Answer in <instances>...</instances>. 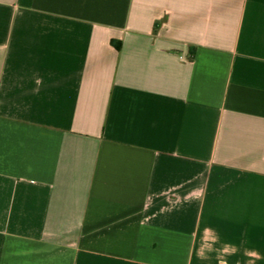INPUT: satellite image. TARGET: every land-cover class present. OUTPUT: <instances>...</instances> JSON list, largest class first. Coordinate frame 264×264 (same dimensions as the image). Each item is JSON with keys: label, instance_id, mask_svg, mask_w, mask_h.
Here are the masks:
<instances>
[{"label": "crops", "instance_id": "1", "mask_svg": "<svg viewBox=\"0 0 264 264\" xmlns=\"http://www.w3.org/2000/svg\"><path fill=\"white\" fill-rule=\"evenodd\" d=\"M0 264H264V0H0Z\"/></svg>", "mask_w": 264, "mask_h": 264}]
</instances>
